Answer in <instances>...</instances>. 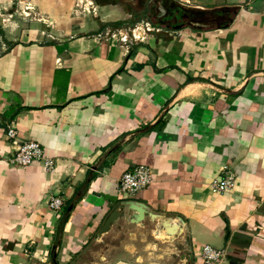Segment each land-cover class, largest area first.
Returning a JSON list of instances; mask_svg holds the SVG:
<instances>
[{
  "label": "crops",
  "instance_id": "1",
  "mask_svg": "<svg viewBox=\"0 0 264 264\" xmlns=\"http://www.w3.org/2000/svg\"><path fill=\"white\" fill-rule=\"evenodd\" d=\"M173 1L209 15L173 22L166 4L155 22L132 23L98 1L106 25L71 19L73 0H0V264H181L183 251L202 264L206 244L226 249L223 264H264V0ZM9 126L54 168L11 163ZM137 164L155 180L122 195ZM225 166L234 187L214 192ZM126 198L183 216L186 236L116 226L81 254Z\"/></svg>",
  "mask_w": 264,
  "mask_h": 264
},
{
  "label": "built area",
  "instance_id": "2",
  "mask_svg": "<svg viewBox=\"0 0 264 264\" xmlns=\"http://www.w3.org/2000/svg\"><path fill=\"white\" fill-rule=\"evenodd\" d=\"M252 2L254 0H248ZM150 23H146L149 25ZM136 36V35H135ZM137 38V37H136ZM6 134L10 140L18 143V149L8 158V160L18 166H27L35 161H43L46 168L52 170L55 161L48 156L42 144L36 140H18L17 129L9 126ZM155 180L153 170L145 164H137L125 171L119 179V192L126 196H135L139 191L152 184ZM235 176L229 167H224L221 175L211 182L214 192H227L234 187ZM49 205L54 210H62L65 202L63 196L54 194ZM226 249L217 248L210 244L202 247V264H223L226 259Z\"/></svg>",
  "mask_w": 264,
  "mask_h": 264
},
{
  "label": "water",
  "instance_id": "3",
  "mask_svg": "<svg viewBox=\"0 0 264 264\" xmlns=\"http://www.w3.org/2000/svg\"><path fill=\"white\" fill-rule=\"evenodd\" d=\"M237 10L238 6L221 8V11L228 14ZM226 19H228V16L220 18V20ZM147 225L154 226L152 229L153 235L162 241L180 243V240L188 232L187 221L179 214L155 210L146 202L136 198L121 199L109 210L102 224L81 254L91 250L95 243L103 242L104 236L116 226L126 232L143 228ZM182 244L188 245V239L183 240ZM180 258L181 264H193V254L190 252L183 251ZM71 264H75V262L73 261Z\"/></svg>",
  "mask_w": 264,
  "mask_h": 264
},
{
  "label": "rangeland",
  "instance_id": "4",
  "mask_svg": "<svg viewBox=\"0 0 264 264\" xmlns=\"http://www.w3.org/2000/svg\"><path fill=\"white\" fill-rule=\"evenodd\" d=\"M98 1L99 2H105V1H109V0H73V5H74V9H70L69 13L71 19H73V17H78V20H82L85 22H88L90 20L93 19H99L100 22H105L106 25L111 24V22L114 21H106V18H116L119 16H125L128 19L133 18V16H138L140 17V19L137 22L141 21V19L147 20V17L151 16V18H155L154 15L152 14H161L164 13L165 8H164V4L162 3V0H112L113 3L111 5V9L110 10H116V15L111 16V17H107L104 13V11H102V7L99 9L98 6ZM149 2L150 6L149 7V11H146V14H142L141 12V8H142V3L143 2ZM130 6V8H132V10L134 11V15L132 16L131 13L127 14V10H128V6L127 4ZM118 7V9H112ZM140 10V12H138ZM32 14L28 15L27 14V18H30V20L35 21L37 23L42 24L40 27H42L44 30L47 29H51L52 26L51 25H47L44 20L46 17V11L45 10H31ZM51 11V10H50ZM68 11V10H67ZM111 11H108L107 13H109ZM142 14V16H141ZM82 16V17H79ZM43 18V19H41ZM101 18L103 19V21H101ZM150 18V17H149ZM148 18V19H149ZM105 20V21H104ZM120 20V19H118ZM122 20V19H121ZM151 20V19H150ZM122 22H126V19L123 20ZM79 26V25H78ZM77 26V27H78ZM92 28V27H89ZM92 29H89L88 33L92 32ZM57 248H55L56 250ZM75 264H77V261H75Z\"/></svg>",
  "mask_w": 264,
  "mask_h": 264
},
{
  "label": "flooded vegetation",
  "instance_id": "5",
  "mask_svg": "<svg viewBox=\"0 0 264 264\" xmlns=\"http://www.w3.org/2000/svg\"><path fill=\"white\" fill-rule=\"evenodd\" d=\"M162 3L164 5L169 4V6L167 5L166 14H164V19L165 18L168 20L170 19L173 22H183L186 20L194 19L195 17L198 16L200 17L201 15L202 16L209 15V12L207 14H201V15L196 14L197 12H195L194 10L184 9L179 5H177V3H175L173 0H162ZM157 16L158 15H155V17Z\"/></svg>",
  "mask_w": 264,
  "mask_h": 264
},
{
  "label": "trees",
  "instance_id": "6",
  "mask_svg": "<svg viewBox=\"0 0 264 264\" xmlns=\"http://www.w3.org/2000/svg\"><path fill=\"white\" fill-rule=\"evenodd\" d=\"M127 4V3H126ZM127 6H128V11L130 12V13H132V16L134 15V11L132 10V8H130V6L127 4ZM149 7H151L150 6V4H149V2H147V1H145V2H143L142 3V8H141V13L142 14H146V11H149ZM138 12H140V10L138 11ZM142 14H141V16H142ZM152 15H154V17H155V14H152ZM150 17V18H149ZM149 17H147V18H149V19H151L153 22H155L154 20H153V18H151V16H149ZM140 19V17H138V16H133V18H131L130 19V21L132 22V23H135L136 21H138ZM53 264H59V262L56 260V257H54V259H53Z\"/></svg>",
  "mask_w": 264,
  "mask_h": 264
}]
</instances>
